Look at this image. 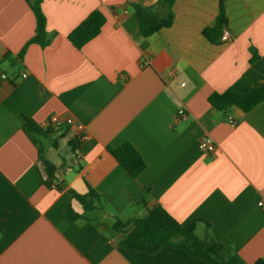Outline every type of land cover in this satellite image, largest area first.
<instances>
[{
    "label": "crops",
    "instance_id": "1",
    "mask_svg": "<svg viewBox=\"0 0 264 264\" xmlns=\"http://www.w3.org/2000/svg\"><path fill=\"white\" fill-rule=\"evenodd\" d=\"M34 1L0 0V264H209L170 246L130 251L107 231L153 207L182 226L195 223L198 236L209 224L245 264L264 261V102L247 113L208 103L264 83V0H175L172 24L148 37L130 5L164 17L158 0H41L45 47L28 43ZM221 10L226 24L212 45L202 32ZM94 11L104 24L77 50L67 37ZM52 115L74 126L37 139L56 168L48 179L23 125ZM203 136L215 145L210 154L198 147ZM126 142L146 163L137 178L107 150ZM89 189L101 202L84 212L69 191ZM68 207L82 218L67 222Z\"/></svg>",
    "mask_w": 264,
    "mask_h": 264
},
{
    "label": "trees",
    "instance_id": "2",
    "mask_svg": "<svg viewBox=\"0 0 264 264\" xmlns=\"http://www.w3.org/2000/svg\"><path fill=\"white\" fill-rule=\"evenodd\" d=\"M174 1H157L167 10L164 17H161L151 8L139 4L130 5L139 20L140 31L144 37L157 34L172 24L171 7ZM29 5L35 19V30L28 43L45 47L49 44L50 37L46 31V18L41 9V0H36ZM103 24L104 17L102 14L99 11H94L68 35L67 39L72 46L80 50L98 35ZM225 24L226 18L221 10L215 25L203 30V37L212 45H219L220 29ZM251 55L250 65L254 64L258 58L253 50H251ZM261 102H264V83L247 94L225 91L212 94L208 98V103L215 110L224 113L233 107L247 113ZM51 129L54 127L50 126L44 130L28 120L23 125V132L29 136L30 141L36 147L40 169L48 179L54 178L56 168L46 159L37 139L47 136ZM71 145L73 150L76 149L79 145L78 139L74 138ZM107 150L118 165L133 178H137L146 168V163L141 155L130 143L126 142L116 149L107 148ZM55 187L58 191L61 190L59 184H55ZM69 193L80 204L84 212L97 209L101 202L100 196L91 189L87 195H78L73 191H69ZM81 218L71 207L66 209L64 219L67 222L73 223ZM195 226V223L190 226H182L162 208L153 207L146 210L145 214L139 218L126 222L116 220L112 226V231L120 236L118 245L130 251L154 254L163 246H170L209 264H245L234 252L230 243L223 244L209 233V224L205 223V231L202 236L196 235ZM254 264H264V261L257 260Z\"/></svg>",
    "mask_w": 264,
    "mask_h": 264
},
{
    "label": "built area",
    "instance_id": "3",
    "mask_svg": "<svg viewBox=\"0 0 264 264\" xmlns=\"http://www.w3.org/2000/svg\"><path fill=\"white\" fill-rule=\"evenodd\" d=\"M122 14L126 15L127 12L124 11ZM113 19H114V21L119 22L120 15L115 14L113 16ZM230 37H231V34L229 32H224L222 35V40L227 41L230 39ZM27 74H28V71L26 69L22 70V72L20 74V78H22V79L25 78L27 76ZM5 78H6L5 75H1V79H5ZM177 116L179 118H184L186 116L185 110L183 108L179 109L177 111ZM227 120L230 123H234V121H235L234 117H232V116H229L227 118ZM50 126H53V127H61V126L72 127V126H74V124L70 118L60 119L57 116L52 115L44 123L39 125V127L44 129V130ZM76 130H77V133H76L77 135L82 134L81 126H77ZM198 147L200 148V150H202L206 154L212 153L215 149V145L209 136H203L202 138H200V140L198 141ZM258 206L261 208H264V200L260 201L258 203Z\"/></svg>",
    "mask_w": 264,
    "mask_h": 264
},
{
    "label": "rangeland",
    "instance_id": "4",
    "mask_svg": "<svg viewBox=\"0 0 264 264\" xmlns=\"http://www.w3.org/2000/svg\"><path fill=\"white\" fill-rule=\"evenodd\" d=\"M107 231H109L111 234L115 235V233L113 231H111L110 229H108Z\"/></svg>",
    "mask_w": 264,
    "mask_h": 264
}]
</instances>
